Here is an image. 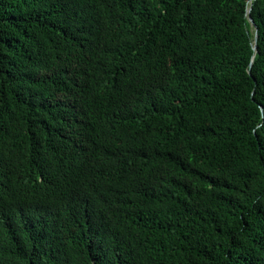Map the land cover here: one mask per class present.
<instances>
[{
	"label": "trees",
	"instance_id": "16d2710c",
	"mask_svg": "<svg viewBox=\"0 0 264 264\" xmlns=\"http://www.w3.org/2000/svg\"><path fill=\"white\" fill-rule=\"evenodd\" d=\"M0 264H264V0H0Z\"/></svg>",
	"mask_w": 264,
	"mask_h": 264
},
{
	"label": "water",
	"instance_id": "95a60500",
	"mask_svg": "<svg viewBox=\"0 0 264 264\" xmlns=\"http://www.w3.org/2000/svg\"><path fill=\"white\" fill-rule=\"evenodd\" d=\"M250 12V9L248 10ZM249 20L252 22V24H254V21L253 19L250 17ZM256 28V32H255V44H254V49L257 50V37H258V34H257V27Z\"/></svg>",
	"mask_w": 264,
	"mask_h": 264
}]
</instances>
